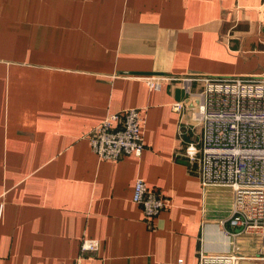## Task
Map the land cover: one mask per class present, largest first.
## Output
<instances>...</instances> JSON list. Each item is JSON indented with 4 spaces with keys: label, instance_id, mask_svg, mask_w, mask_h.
Instances as JSON below:
<instances>
[{
    "label": "crops",
    "instance_id": "1",
    "mask_svg": "<svg viewBox=\"0 0 264 264\" xmlns=\"http://www.w3.org/2000/svg\"><path fill=\"white\" fill-rule=\"evenodd\" d=\"M264 78V0H0V264H199L264 240L231 224L229 188H203L185 156L202 130L181 81ZM194 89L199 87L195 83ZM139 109L144 151L101 159L89 133ZM169 200L147 219L137 180Z\"/></svg>",
    "mask_w": 264,
    "mask_h": 264
},
{
    "label": "built area",
    "instance_id": "2",
    "mask_svg": "<svg viewBox=\"0 0 264 264\" xmlns=\"http://www.w3.org/2000/svg\"><path fill=\"white\" fill-rule=\"evenodd\" d=\"M148 86L160 90L165 81H181L188 95L186 103L193 121L201 127L197 144L190 145L186 157L197 167L203 188H229L232 191L231 224L236 233L264 240V78L242 76L227 79L142 77ZM199 87L194 89V84ZM139 109L111 113L88 135L93 151L103 160L116 161L126 155L140 157L145 145ZM134 201L147 219L157 217L169 206V200L151 191L147 183L136 182ZM99 242L83 239L81 255L75 264H83L86 255L99 250ZM238 254H201L199 264H240Z\"/></svg>",
    "mask_w": 264,
    "mask_h": 264
}]
</instances>
